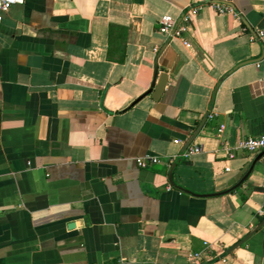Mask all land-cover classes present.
Segmentation results:
<instances>
[{
    "label": "crops",
    "instance_id": "obj_1",
    "mask_svg": "<svg viewBox=\"0 0 264 264\" xmlns=\"http://www.w3.org/2000/svg\"><path fill=\"white\" fill-rule=\"evenodd\" d=\"M194 5L183 39L160 34L162 16L179 22ZM260 31L264 0L12 6L0 23V264H190L196 252L195 264H264L263 152L237 148L264 134V36L249 41ZM201 125L188 149L202 150L183 156ZM145 155L160 163L139 168ZM253 163L237 189L205 196Z\"/></svg>",
    "mask_w": 264,
    "mask_h": 264
},
{
    "label": "built area",
    "instance_id": "obj_2",
    "mask_svg": "<svg viewBox=\"0 0 264 264\" xmlns=\"http://www.w3.org/2000/svg\"><path fill=\"white\" fill-rule=\"evenodd\" d=\"M21 0H0V23L3 21L4 15L9 11V9L18 4ZM212 6L218 13H226V14H233L234 16H238L228 5H223L219 3H213ZM202 10V5H194L190 6L188 11L185 12L180 21L177 22L171 16L165 15L162 16L159 20V32L160 34L168 37V38H182L183 35L187 32L188 26L191 22V15H196ZM264 33L260 31L258 36H249V41L253 42L257 39L263 38ZM186 47H190V43L187 40H184L183 43ZM157 51V49H155ZM264 61V57L262 59ZM258 65V63L256 64ZM223 126L220 127L219 132L222 130ZM237 148L244 150L248 153L254 154L263 152L264 153V134H261L256 137H248L241 140ZM202 150L201 147H190L183 153V156H189L191 154L198 153ZM230 158L233 157L232 154L229 155ZM264 158V155H263ZM135 163L139 168H146L149 165H154L160 163V159L156 156L152 155H145L142 157L135 158ZM260 215H264V207L259 211ZM205 245H207L205 243ZM190 264H195L201 260L200 253H191L188 256ZM220 262L225 263L226 260L224 257L220 259ZM217 261H212L210 264H218Z\"/></svg>",
    "mask_w": 264,
    "mask_h": 264
},
{
    "label": "water",
    "instance_id": "obj_3",
    "mask_svg": "<svg viewBox=\"0 0 264 264\" xmlns=\"http://www.w3.org/2000/svg\"><path fill=\"white\" fill-rule=\"evenodd\" d=\"M263 57H264V53H263ZM254 62L255 61L246 62V63H254ZM155 73L157 75V68H155ZM167 81H168V76H167L166 73L159 74L157 82L152 86V89L149 90L145 95H149L150 94L153 100H158L159 97L161 96V94L164 92V89L166 87ZM136 102H138V100ZM136 102H134V104ZM201 127H202V125L199 126V128L193 133L191 138L186 142V144H185V146H184V148L182 150V153H184L188 149V147L191 145L192 141L195 139V137L199 133ZM263 155H264V153L259 155V158H261ZM254 163L250 166L249 170L244 174V176L236 184H234L233 186H231L227 190H224V191H221V192H216V193L205 195V196H211V197L214 196L215 197V196L226 195V194L231 193L235 189H237L246 180V178L249 176V174H250V172H251V170H252V168L254 166ZM173 167L174 166H172V168ZM171 174H172V170L169 173V183L171 185H173L172 179H171Z\"/></svg>",
    "mask_w": 264,
    "mask_h": 264
}]
</instances>
